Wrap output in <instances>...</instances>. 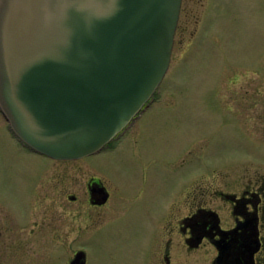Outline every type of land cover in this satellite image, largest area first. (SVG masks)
Returning a JSON list of instances; mask_svg holds the SVG:
<instances>
[{"label": "rangeland", "instance_id": "rangeland-1", "mask_svg": "<svg viewBox=\"0 0 264 264\" xmlns=\"http://www.w3.org/2000/svg\"><path fill=\"white\" fill-rule=\"evenodd\" d=\"M8 124L0 112V192L9 201L37 173L75 163L25 150ZM78 162L115 189L104 219L78 240L92 264H148L188 195L200 199L245 163L263 169L264 0H184L153 101L123 138ZM187 254V264H205V251Z\"/></svg>", "mask_w": 264, "mask_h": 264}, {"label": "water", "instance_id": "water-1", "mask_svg": "<svg viewBox=\"0 0 264 264\" xmlns=\"http://www.w3.org/2000/svg\"><path fill=\"white\" fill-rule=\"evenodd\" d=\"M183 0H0V110L36 153L102 151L153 101Z\"/></svg>", "mask_w": 264, "mask_h": 264}, {"label": "flooded vegetation", "instance_id": "flooded-vegetation-1", "mask_svg": "<svg viewBox=\"0 0 264 264\" xmlns=\"http://www.w3.org/2000/svg\"><path fill=\"white\" fill-rule=\"evenodd\" d=\"M130 125L106 147L123 138ZM51 159L75 163L37 173L23 194L13 191L11 201L0 192V264H92L78 240L104 219L115 189L103 174L80 166L82 158ZM244 165L232 178L220 173L200 199L187 196L148 264H187L186 254L200 250L205 264H264V168Z\"/></svg>", "mask_w": 264, "mask_h": 264}]
</instances>
